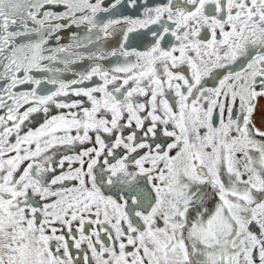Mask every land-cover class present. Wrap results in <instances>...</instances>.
Instances as JSON below:
<instances>
[{
	"label": "snow or ice",
	"instance_id": "obj_1",
	"mask_svg": "<svg viewBox=\"0 0 264 264\" xmlns=\"http://www.w3.org/2000/svg\"><path fill=\"white\" fill-rule=\"evenodd\" d=\"M0 264H264V0H0Z\"/></svg>",
	"mask_w": 264,
	"mask_h": 264
}]
</instances>
